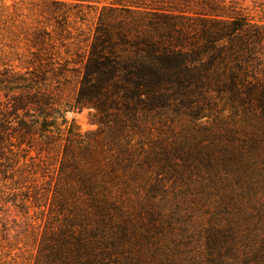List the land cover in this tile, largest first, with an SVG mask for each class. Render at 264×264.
<instances>
[{
  "label": "trees",
  "instance_id": "16d2710c",
  "mask_svg": "<svg viewBox=\"0 0 264 264\" xmlns=\"http://www.w3.org/2000/svg\"><path fill=\"white\" fill-rule=\"evenodd\" d=\"M37 1L51 8L99 3ZM94 7L95 26L81 40L64 27L55 37L34 27L31 17L41 11L33 5L0 23V264L10 258L3 244L16 218V237L30 242L27 264H171L169 247L156 259L153 246L141 245L126 213L149 181L138 186L136 171L148 173V159L133 147L138 117L158 119L171 106L189 112L194 125L206 119L211 137L224 120L227 140L241 149L183 158L187 172L193 161L212 172L203 190L228 177L240 189L224 198L234 218L226 213V227L209 229L214 237L204 240L201 264H264V206L254 202L261 194L243 163L264 150V21L247 18L234 0H102ZM55 40L81 53L59 63ZM71 77L76 90L65 104L59 93ZM83 109L93 110L95 131L82 133L67 120V112Z\"/></svg>",
  "mask_w": 264,
  "mask_h": 264
},
{
  "label": "rangeland",
  "instance_id": "374dc122",
  "mask_svg": "<svg viewBox=\"0 0 264 264\" xmlns=\"http://www.w3.org/2000/svg\"><path fill=\"white\" fill-rule=\"evenodd\" d=\"M91 1L99 3H83L79 6L75 5L79 3L65 1L67 6L51 8L39 4L37 0H0V23H3L4 19L8 22L15 21L18 19L15 15L17 12L28 14V9H31L33 5L41 11V15L31 17V20H35L34 27L49 32L52 37H55L56 33L64 27L63 29L67 28L74 37H77L78 34L82 35V37H77L81 40L83 37H87L94 28L98 13V9L95 10L94 6L100 8L102 0ZM234 1L243 9L242 13L246 14L247 18L264 21V0ZM51 10H55L54 17L57 18V21L53 19V15L50 16L53 14L49 13ZM65 12L69 16L67 21L61 16ZM28 22L30 21L28 20ZM2 33L0 30V34ZM59 42L58 40L54 41L53 45L56 47L52 52L56 59H59V63L63 64L64 60H74L76 55L81 53V49L76 46L57 48ZM3 43L8 44L9 42L6 39ZM18 52L26 53L24 49L18 50ZM71 66L73 67L72 63ZM75 90L76 81L71 77L69 84L64 86L59 93L61 101L65 104L72 102ZM198 107L196 105V109ZM220 108L221 105L218 104L216 111H219ZM193 113H197V110ZM93 114V110L90 109H83L79 112L69 111L66 113V118L68 121L72 120L84 133L95 131L97 128L94 125L96 117ZM186 114L190 115L189 112L178 106H171L158 119L153 115L140 114L138 117L139 128L131 134L135 153L143 155L141 159H148V168L143 169L148 173L136 171L141 178L138 186L142 188L141 185H145L144 181L147 178L149 181L145 190H140L135 198L133 197L126 213L132 218L129 220L130 224L135 226L134 228L138 227L137 234L142 235L141 245L148 248L153 246L156 255H158L156 259L165 257L167 253L162 250L169 247L172 256L171 264H201L203 262L204 240L206 236L214 237L209 229H213L214 232L216 228L226 227L230 223L226 213L234 218L232 211H228L225 209L226 207L222 208L224 198L237 195L240 192V189L236 188L234 184L235 180L229 177L226 182L220 183L210 190H203L200 186L210 185L207 179L212 175V172L200 162L193 161V169L187 172L183 161L186 155L199 159L200 154L209 151L215 157L220 158L224 152L240 153L241 149L237 144L227 140L226 131L228 130L223 128V125L226 126L224 120H218L211 137L203 129L206 119L197 121L195 126L194 120ZM215 115L217 117L218 113ZM209 116L211 117V115ZM211 119L209 120L211 121ZM243 163L252 167V171L245 176L251 179L258 194H261L254 202L264 206V168H262L263 173L261 169L257 170L258 166L264 165V150L259 157H248ZM244 207L242 206L241 209V214H244H242L243 218L249 214L247 208L244 209ZM16 211L14 208H9L8 213L13 216ZM237 214L239 215V212ZM37 217H39L37 210L29 212L32 224L38 222ZM16 219V224L11 223L6 227L9 229V234L5 237L7 244L4 243L3 246L7 245L6 250L10 252V258H6L3 264H27L25 261L27 255L24 252L25 249H28L30 242L21 235L16 237L15 229L19 224V219ZM1 235L0 230V238ZM134 235L136 234L134 233ZM142 240H145L146 244Z\"/></svg>",
  "mask_w": 264,
  "mask_h": 264
}]
</instances>
